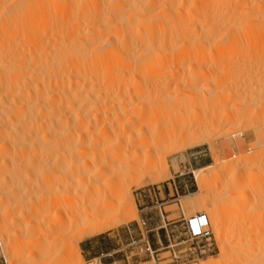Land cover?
I'll list each match as a JSON object with an SVG mask.
<instances>
[{"label":"bare ground","instance_id":"bare-ground-1","mask_svg":"<svg viewBox=\"0 0 264 264\" xmlns=\"http://www.w3.org/2000/svg\"><path fill=\"white\" fill-rule=\"evenodd\" d=\"M214 51L222 53L219 58L215 56L217 52L215 54ZM255 52L264 54V0H0V182L2 181L0 197L7 199H3L4 202L6 201L4 209L9 211L12 207L22 203L30 193L28 191L32 190L29 187L28 190L25 189L28 193L26 195L24 187H22L23 189L20 188L21 186L18 187L21 181H23L21 182L23 186L25 181H27L25 184L29 183L28 179H32L33 182L35 178L38 181L40 176L41 181L48 177L51 178L54 174L55 178L58 176L57 179L61 180L65 176L66 180H64L67 181V185L70 183L73 187L78 188L79 186V189L84 191V195L87 197H91L93 193L100 190V181L105 186L108 184L109 177L111 180L113 175L118 180L135 179L139 172L144 173L142 177H157L158 174L153 172L154 168L160 165L157 160L130 158L131 160L123 165L124 160H121V156L132 149L135 150L132 152L137 154L141 146L148 143L150 145V143H154L153 141L156 143L167 142L175 135V138H182L196 133V125L195 128H191L195 133L194 131L190 132L191 129L188 127V131L185 127L180 126H177V131L173 129L177 123L174 114H178L181 110L182 116L186 111L189 112L190 106L195 101L198 102L196 98L194 101L192 99L181 100L180 103L178 101L174 103V99L169 101L170 98L175 97L174 92H177V95H180L181 92V95L183 94L187 98L192 90L191 87H195L197 90L198 87H202L205 91L199 88L200 94L202 91L206 97L208 95H211L209 98L217 96L215 100L216 103H219L217 106L222 105L221 108L231 124L233 119L238 121L239 117H245L243 115L247 114L248 109L250 110L248 107L252 102L254 105L252 103L251 108L255 106L256 102L259 106L262 104L260 107L264 106V55L257 57L254 56ZM188 53L190 54L188 55L190 63L186 61V57L184 58ZM248 53H252V55L250 56ZM191 54L195 58L191 57ZM205 54L215 56L209 57L210 59H218L219 64L214 60L217 69H210L215 66L213 60V64L209 63L210 59L207 55V60L206 58L205 60L209 59L207 62L209 64H205ZM243 54H246V57L240 56ZM172 55L180 57L177 59L182 61H177L176 57L174 58ZM197 55H204L203 58L199 57L203 60L196 59ZM236 55L240 59L243 58V61L245 60L243 65L240 59L237 60L242 67L244 66V69L241 70L242 74L237 68L241 69L242 67L235 61ZM252 56L262 60L263 64L255 58L260 63L253 61ZM228 57L235 63L233 62V64L231 59L227 60ZM169 58L174 63L171 60L169 62ZM183 59H185L184 62H187L183 66L184 68L178 70L175 67L172 70V64L178 63L177 65L180 67L179 62L184 63ZM228 61L231 63L229 64ZM246 61L251 62L248 63L250 66L246 65ZM252 61L261 67L263 65V67L256 69L255 64L251 66ZM221 62H228L225 64L226 67L238 65L230 67L232 71L239 70L237 72L243 75L241 80L239 73H237L238 79L236 73L234 75L227 73L229 76L226 74L222 76L218 72L217 75L213 69L227 71ZM166 63L168 65L170 63L171 66L169 65V67ZM203 65H207L208 69L206 70ZM163 67L171 69L166 71ZM251 67L256 70L253 69L252 73H249ZM248 68L250 70H247ZM159 69L161 70L159 71ZM175 69L179 74L177 76ZM183 69L186 70V77L189 72V77L186 79L184 76L185 81L180 78L181 82L176 77L181 76L179 71L181 72ZM171 70L172 73L170 76L167 73L169 76L167 78L164 73ZM157 71L158 73L163 72H161L162 76L164 75L163 79L160 74L157 75ZM245 72L249 75L246 76ZM253 72L255 73L253 74ZM157 77L161 81L166 78V81L159 82L160 79L158 80ZM222 77H225L223 81ZM242 77H244L243 80ZM167 79L168 82L178 79L175 83L176 87L184 82L186 85L183 84V88L190 87L191 89L187 88V91H184L181 88L179 91L180 87H173L176 90L171 92L169 91L170 87L166 86L170 85ZM160 85L164 89L163 92L160 91ZM212 89L216 91L213 93ZM197 90L193 89L191 93L200 95ZM165 91L167 93L169 91V94L171 92L170 95L173 97L170 95L161 96ZM166 92L165 94H167ZM203 94L200 95L201 97L199 96V98L203 97V100L200 101L209 106L211 102L205 104L204 101L208 97L204 99ZM242 96L246 97V101H240ZM160 97L169 98L168 102L163 101L164 99ZM248 97L250 99L247 102ZM237 98L240 99L238 102L241 104V108H248L241 116H239L241 113L239 104L236 105ZM188 100L191 101H189L190 104L193 103L189 105ZM232 100L235 103H232ZM254 100L256 101L254 102ZM200 101L198 104L201 103ZM182 102H186L188 105H181ZM228 102L232 103V106ZM172 103L174 108H172ZM226 103L232 108H227ZM244 103H249L248 107L246 104L244 106ZM224 104L227 105L225 109H223ZM176 105L180 106L176 107ZM202 105L201 103L199 106L205 109L206 106ZM183 106L185 112L181 109ZM237 106L238 108H236ZM175 107L180 110L177 109L174 113ZM255 107L257 109H254ZM255 107L254 111H248V113L253 111L251 114L249 113V120L246 119L247 117L244 118L247 123L250 119L253 121L257 115H260L255 113L258 106ZM170 108L173 109V113H171L173 118L170 117L169 111L172 112ZM200 108L198 107L197 110ZM218 108L220 109V106ZM219 109L215 110L210 107L209 110L219 113L221 111ZM227 109H231L232 112ZM243 109L242 112L245 111ZM197 110L195 109V112ZM192 111L194 110H190V112ZM214 111H212L213 115L217 113ZM262 111L263 113H261ZM262 111L260 113L264 114V110ZM160 114L166 121H163ZM255 114H257L255 117L251 116ZM250 116L252 118H249ZM169 117L173 122L175 121V125H171L173 123ZM186 117L188 118V116ZM260 117L255 120L257 119L259 122ZM154 118L158 122L168 124L169 130L164 125L163 128L158 125L156 128V125H153L155 124ZM146 119H152L153 124ZM168 119L169 122L171 121L170 124ZM255 120L254 123H257ZM223 121L221 123L225 122ZM237 121L236 123L239 122ZM263 122L264 120L261 123L263 124ZM261 123L259 122L260 125H262ZM156 124L158 123L156 122ZM206 124L208 125V123ZM145 125L152 126L149 128L150 132L147 130L149 133L145 131ZM236 125L229 128L237 131L238 127L241 129L243 126L238 125L237 127ZM247 126L244 124V127L248 128ZM217 127H219L218 124ZM263 127L264 125H262ZM154 128L156 129L152 130ZM262 128L252 127V130H258V135L255 137L257 136L259 140L261 136L263 137L264 128L263 131L259 130ZM217 131L219 132V129ZM222 135L224 136V134ZM257 143L260 147L263 145L262 141ZM106 154L108 156H105ZM258 158V161H264V155ZM101 159L105 163L100 164ZM114 160L116 162L120 160L122 164L118 161V165H116ZM51 164L57 172L53 170V167L49 168ZM244 166L246 165L244 164ZM44 167L50 170L52 168L51 172L53 171V173L50 170L47 172ZM206 169H208L207 172H210L209 167ZM202 171L203 169H200L194 174L198 191L206 196L207 190ZM236 172L238 171L236 170ZM240 172H242L241 169L239 174ZM48 173L53 175H46ZM237 174L235 175L237 176ZM106 177L107 179H105ZM250 177L247 184H242L244 188L245 185L248 186V190L249 187L253 188V182L257 179L256 175ZM42 178L44 179L42 180ZM239 179L240 177L237 178V180ZM16 182L17 184L14 186L13 184ZM117 182L113 184L115 189L111 187L114 191H112L111 200L99 207L88 209L80 215L76 213L78 216H73V213L72 217H68L66 220L62 219L56 226V223L49 218V206L47 205L37 208L36 217H33L31 221L20 223L19 219L15 220V218L17 224L14 221L15 225L12 224V227L18 226L19 228H15L25 233L20 240L21 248L28 251V255L30 254L24 264H77L76 259H81L79 241L104 233L111 227L112 222L137 220L138 213L129 189L120 181ZM24 186L27 187V185ZM243 186L241 187L243 188ZM244 196L245 194L242 192L236 193L230 198L229 203L226 200L224 202L221 200L219 204L237 209L238 201L242 200ZM23 214L25 212H19L20 218ZM221 224V220L216 221V237L219 241L218 258L215 260L207 258L208 260H204V263L201 264H222L225 262L230 246L222 241ZM76 228L81 231V235L78 238L79 241L73 242L71 233ZM59 231L60 233H58ZM14 234V236L17 235L16 232ZM55 245L63 247L60 253H50L51 248ZM30 247L33 248L32 251ZM59 256L63 257L62 263L58 261ZM7 262L13 264L12 261L8 260Z\"/></svg>","mask_w":264,"mask_h":264},{"label":"rangeland","instance_id":"rangeland-1","mask_svg":"<svg viewBox=\"0 0 264 264\" xmlns=\"http://www.w3.org/2000/svg\"><path fill=\"white\" fill-rule=\"evenodd\" d=\"M214 52H215V54L217 52V54L215 55V56H218L217 58H219V55L222 54L219 51H214ZM248 54H250V56L252 55V53H248ZM255 54H257V55H255ZM255 54H254V56H257V57H262V55H264L262 53L258 54L257 52H255ZM188 55H190V54L188 53L185 56L184 55H182V56H184V58L186 57L187 58L186 61L190 63L191 61L188 60L189 59ZM206 55L207 54H205V56L204 55H202V56L197 55L198 58L196 57V59H201V58H199L200 56L202 58L204 56V60H205V58L207 60V56H208V58L209 57H211V58L215 57L213 55H211V56H209V55L206 56ZM245 55L246 54H243L240 56L244 57ZM226 56H227V54H226ZM231 56H234V55H231ZM237 56L238 55H236V57H235L236 58L235 61H237V60L239 61V59H240L239 56L238 57ZM254 56H252L253 59L255 58L258 61H260L257 57H254ZM172 57L175 58L176 56L172 55ZM177 57H176V59H177ZM191 57L195 58V56L193 54H191ZM248 57H249V55H248ZM179 58L180 57H178V59ZM231 58H229V59L224 58V59L230 60ZM249 58H251V57H249ZM263 58H264V56H263ZM178 59H177V61L181 60V59L180 60H178ZM209 59H208V61H206V60L204 61V62H206L205 64L212 63V60H213L215 67H211L210 69L216 68L215 61H217L218 59H210V62H209ZM244 59H246L247 61L249 60L247 58H244ZM255 59L253 61H257ZM170 60L171 59L169 58V62H170ZM191 60H193V59L191 58ZM201 60H203V59H201ZM184 61H185V59H183V62ZM230 61L232 63L233 62L235 63V61L233 59H231ZM238 61H237V64H239V66L242 67L240 65V63H238ZM263 61H264V59H263ZM171 62H172V60H171ZM187 62H184L185 64L179 62L180 67H179V65H177L178 63H176L174 65L172 64V66L169 63V65L171 66L172 70L175 67L179 70V69L184 68L183 66H185ZM207 62H209V63H207ZM228 62L222 63V64L225 65V64H228ZM231 62H229V64ZM240 62H242L241 64L243 65V62H245V60L243 61V58H241ZM260 62H258V63H260ZM172 63H174V61ZM248 63L249 62H247L246 65H249L251 62L249 64ZM217 64H219V62ZM254 64L256 66V69L263 67V65L261 67V65L257 64L256 62H253L251 66H253ZM175 65H177V66H175ZM201 65H202V63H201ZM187 66H186V68H188ZM230 66L228 65L226 67V65H225V67H226L225 70H227V71H223V70L217 71L216 70L217 68L213 69V70H215L217 75H218V72H220L219 75L222 74V76H224L223 74H226V76L227 75L229 76V74L233 73L232 75H234V73H236V78L238 79L237 76L239 75V77H240L239 79L241 80V76H243V75H240V73L241 74L243 73V71H241V70L244 69V66L240 69L239 67H237L238 65H236V67L241 71L240 73L237 72V70H238L237 68H236L237 70L234 68L236 71H232L231 67L233 68L234 66L233 65L231 67ZM204 67H206V70L208 69L207 65ZM217 67H218V65H217ZM171 68H169V69H171ZM227 68H230L231 70L230 69L228 70ZM164 69H162V70H164ZM167 69L168 68H166L165 70L167 71ZM250 69H251V72L249 71V73H252L253 69H255V68L251 67ZM250 69L248 68L247 70H250ZM160 70L161 69H159V71ZM172 70L170 72L164 73V75L167 76V73H169L168 75L170 76L172 73ZM184 71H185V73H184ZM261 71H262V69H261ZM161 72L158 73V71H157V75L160 74L162 76ZM173 73H175V72H173ZM179 73L182 76V77L181 76L176 77L179 80H180V78H182V79H184L183 81H185V78L187 79L189 77V72L187 73L188 77H186V70L185 69H183L181 72L179 71ZM209 73H210V70H209ZM216 73L213 72V74H215V76H217ZM227 73H229V74H227ZM237 73H239V74L237 75ZM254 73L255 72H253V74ZM177 74H178V71L176 73V76H177ZM244 74L245 75L247 74L246 76L249 75L246 72ZM164 75L162 76L161 79H163ZM232 75H230V76H232ZM169 76H167V78H169ZM174 76H175V74H174ZM184 76H185V78H183ZM210 76L214 77V76H212V74ZM158 77H157V79H158ZM225 77H222V79L221 78L220 79L223 81ZM244 77H242V80L244 79ZM170 78L172 79L173 77H170ZM234 78H235V76H234ZM161 79L159 80V82L161 81ZM171 79H169V80H171ZM178 79L177 80L173 79V81L171 80L172 82L169 81L170 85L172 83L171 86L169 84L166 85V86L170 87L169 91L174 92L177 87H180L179 91L181 88H182V90L184 89V91L185 90L187 91V88H190V87L186 88L185 86L184 87L186 89L183 88V84L186 85L184 82L182 83V85H180V86L178 85L176 87L175 83H177ZM230 79H231V77H230ZM162 81H166V78ZM180 81L182 82V80H180ZM167 82H168V79H167ZM181 82H180V84H181ZM162 83H164V82H162ZM200 84H202V83H200ZM163 85H165V84H163ZM173 85H175V86H173ZM163 87H165V86H163ZM173 87H176V88L174 89ZM191 88H192L191 92L193 91V89L197 90V88H195V87H191ZM199 88L202 91H205L204 89H202V87H198L199 91H200ZM161 90H162V92L164 91L162 86L160 88V91ZM166 90H168V88H166ZM198 90H197V92L200 94V92ZM208 90H209V88H208ZM213 90L214 89H212V92L214 93L216 90H214V91ZM169 91H168V93L165 91L167 94H165V92L162 95H161V93H159V94L161 96H163V95L168 96L171 94V92L169 94ZM177 91H178V89H177ZM202 91H201V94H203ZM191 92H190V95H188L189 98L188 97L186 98V96H183V94L181 95V92H180V95L178 94L179 96L177 95V92H174L175 97L170 95L173 98H170L169 101L174 99V103H175V101H178V103H180L181 100H187V99H190V100L192 99L194 101L196 98V100H198V102L201 99L203 100V97L199 98V96L201 94L198 95L196 93L197 95L196 94L194 95ZM195 92H193V93H195ZM184 94H185V92H184ZM209 94H211V92H209ZM209 96H211V95H208L207 96L208 98H207L204 95V99L205 98L210 99V100L206 99V101H204L205 104L207 102H208V104L210 102L213 104L215 103L214 104L215 106L213 104L211 105V103L209 104V106L211 105L210 107H212V109L215 108V110L219 109L218 106H220L219 110H221L222 113L219 110H218L219 113L217 111L212 110L214 112H217L215 114L216 116L213 115L212 111L209 110L210 107L207 105L209 107L208 108L206 105H204V103L201 102L202 100L200 102L203 104L202 105L203 107L206 106V107H204L205 109H203L201 106H199V105H201V103L198 104V102L196 103V101H195V103L192 102L195 105H193L192 103H191L192 104L191 105L190 104L191 101L188 100L187 101L188 104L191 105L189 110H188L189 112L184 111L185 110L184 106H183V108L180 107L182 109V111H184L186 113V114L182 113L183 114L182 116L180 113L181 110L179 108H176L180 105H176V107H175L176 109L174 110V113L176 112L177 109H179L180 111L179 110H178L179 112L177 111L179 115L174 114V117L176 116L175 118L177 119V121H176L177 123H176V126H174L175 128L173 127V129L174 130L176 129L175 131H177V128L180 126V127H185L186 131H188V128L189 129H191L192 127L195 128V125H196V128H195L196 133L193 129L195 134H192L191 136L186 135L187 137L183 136L182 138H178V137L175 138V136H176L175 135V136H172L171 139L167 142H164V141L161 142L160 141V142L156 143L155 141H153L154 143H152V144L150 143V145L148 143L145 146L143 145V147L141 146L139 148V150H138L139 152L137 154H134L135 152L134 153L132 152V151H135L133 149L131 151L130 150L126 151L121 156V160L122 161L124 160V162L117 160V162L120 161V163L122 162L123 165H126L133 158H139L141 160H144L147 158H153V159L157 160L158 163H160V165H157L153 170V172H155L156 175L158 174L157 177H155V176L153 178L152 177H150V178L149 177H142L144 175V173L139 172L138 176L135 179L130 180L127 178V180L124 179L125 180L124 181L122 179L118 180V178L114 177V175H113L111 180H110L111 177H109V181H108V184L110 183L109 185L105 184V186H103L104 184L102 185V181H100V190L98 192L93 193L91 195V197H87L84 195V191H81L79 189L80 188L79 186H78V188H76L75 186L73 187L72 185H70L69 182L68 183L70 186L67 185V181H65L66 180L65 176L63 178L61 176H59L63 180L57 179L58 176H57V178H55V176H54L55 174L54 175L51 174V173H53V171L51 172L52 168H51V170L49 169L50 167H53V164H51L52 166L50 165L49 168H47V169L45 168V167H47V165H45V167H44L47 172H49V170L51 172V173H48L46 175H49V174H51V176L53 175L52 177L50 176L51 178L48 177L49 178V179L47 178L48 180L47 179L45 180L44 178H42V180L44 179V181H41V176H40V178H38L40 180H38L36 178L38 181H36L35 178H34L33 182H32V179L31 180L28 179L29 183L25 184L27 182V181H25L23 186H22L21 182H23V181H21L20 184H18L19 186L16 185L18 187L21 186L20 187L21 189H23L22 187H24V190L27 189L28 187L30 189L32 188V190L28 191V192H30L29 194L25 190L26 195L27 194L28 195L24 198V201H23L24 204H22L23 203L22 202L19 205L12 207V209H10L9 211H6L4 209V204L6 201L4 202L3 201L4 198L1 199V197H0V264H9L7 262L8 260L12 261L13 264H24L27 262L28 256L30 257V254L28 255L29 252L26 250L24 251L21 248V243H20L21 241L20 240H21L22 236L25 235V233H23V231L20 229L18 230V228H19L18 226H14V228L18 227L17 229L16 228L14 229L12 227L13 225H15L14 224L15 220L19 219L18 221L20 223H24L26 221H31L33 219V217H36V209L41 207V206L47 205V206H49V211H48L49 212V218L56 223L55 224V226H56L57 224H59L61 222L62 219L66 220V219H68V217H72L71 215L73 213H74L73 216H76L77 215L76 213H78V215H80V214H82V212L88 211V209L90 210L92 208L99 207L103 203H105L106 201L111 200L112 191H113V189H115V188H113V184L117 181H118L117 183H119V181H120L121 183L126 185L127 188L129 189V191L131 193V197H132L134 204H135V207H136V211L138 213V217H137V220H133V221H118V222L115 221V222H112L111 227L108 230H106L104 233L89 238L90 240L93 241V249H95V250L101 249L102 250L101 254H107L113 250L123 249L124 246L131 241V238H133V239L140 238V231H139L138 226L140 224L141 218H150V217L154 218L153 222H155V224L147 225V229L148 230L149 229H156L157 231L149 232L147 234L148 238H149L150 242H155V241H158L160 239L162 246H166L169 244L170 240H173V239H176V237L179 238L180 236H182V234H181L182 231H181V228L179 226L180 223L167 225L168 223H171L173 220L177 221L182 217L189 218L190 216H193L196 213L204 212L209 218L210 225L212 228V232L214 235V237L212 239V245L209 249V252L206 255L199 257V258L188 259L185 261L182 260V262H180L179 264H201V263H204V260H206V261L208 259H214L215 260L218 258L219 241L216 237V221L217 220H221V222H222V224L220 226V228H221L220 232L223 235L222 241L228 243L230 246V250L227 253V257L225 259V262H223L222 264H251V262H252V264H254V263L255 264L256 263L257 264H264V161H258L259 160L258 157H260L261 155H264V147H263V145H264L263 128L264 127L262 128V125H264V122H263V124L261 123L264 120V117H263L264 114H261V113H263L262 110H264V106L260 107L262 104L259 106V104H256L258 102H256L255 106L256 105L258 106V110L255 113H259L260 115L259 116L257 114L251 115L252 117H255L257 115L255 117L257 119H258V117L261 116L262 118L261 117L259 118L260 119L259 122L262 125H260L258 120L256 119L257 120L256 121L255 118H254V120L257 123H254V120L251 121V119H250L249 123H251V124H249V123H247V120H249L248 119L249 113L251 114L254 111L253 108L255 106L253 108H251L254 105V103L252 102L253 105H251L252 103L251 104L244 103V106L246 104L247 107L249 104L248 108H250V110H253V111L248 113V111H250V110L248 108L244 107L245 111L242 112L243 107L242 108L240 107L241 104L238 101L240 99H241L240 101H246V97H244L245 100H244L243 96H242V98L240 97V99L237 98L238 100L235 99L236 103H237L236 105L239 104V107H240L239 109H241L240 111L242 113V114L240 113L239 116L243 115L247 111V109H248V111H247L248 115L246 113L243 115V116L247 117L246 118L247 120L244 119L245 117L243 118L241 116L238 118L239 122L237 121V119H235L238 123H236V121L233 119L232 124H231L230 120H228L227 116H225V112H223V110L221 108L222 105L217 106V104H219V103H216L217 101H215L217 99V96H213L211 98H209ZM160 98H163V97H160ZM213 98H215V99L213 100ZM168 99L166 97V99H164L163 101L168 102ZM248 99H250V98L249 97L247 98V102L249 101ZM255 101L256 100H254V102ZM231 102L233 103L234 100H232ZM163 104H162V106H163ZM176 104H177V102H176ZM186 104H187L186 102L181 103V105H185V106H186ZM229 104H227V105L229 106ZM227 105H225V107H223V109H225ZM250 105H251V107H250ZM172 106H173V103H172ZM228 106H227V108H230L232 105L229 107ZM198 107L199 108L201 107L202 109L200 108L201 110L200 109L197 110ZM172 108H174V106ZM172 108H170V109H172ZM206 108H208V109L206 110ZM233 108H234V110H236L235 107H233ZM236 108H238V106ZM195 109L197 110L196 112H195ZM254 109H257V107H255ZM190 110H194V111L190 112ZM229 110H231V109H229ZM164 111H166V110H164ZM198 111H200V112H198ZM202 111H204L205 113L204 112L202 113ZM231 112H232V110H231ZM162 113H163V111H162ZM169 113L171 115L170 117L173 118L172 114H171V113H173V109H172V112L169 111ZM193 114L195 115V117ZM167 115H169V114H167ZM177 115H178V117H177ZM186 116H188V118ZM251 116L249 118H252ZM164 117H165V112H164ZM164 117H163L164 120L163 119H161V120L166 121ZM170 117H169V119L171 120ZM203 117L204 118L207 117V118L204 119ZM178 118H179V120H178ZM157 119L160 120L158 117H157ZM169 119H168V122H169ZM149 120H147V121H149ZM153 120L155 122L152 121V119H151L149 121V123L153 124V122H154L155 124H153V125H156L155 126L156 128L158 126H160L161 128L166 126V128H168L167 127L168 124H165L164 122L162 123L160 121L158 122L156 120V118H154ZM223 120L226 122V124ZM241 120H242V123H241ZM147 121H145V122L147 123ZM179 121H180V123H179ZM222 121L224 123H221ZM245 121H246V123H245ZM156 122L158 124H156ZM168 122H166V123H168ZM170 122H169V124H170ZM174 122L172 121L171 123H173V124H171V125H175ZM243 122H244L245 126L256 124L255 126H252V127L253 128L261 127L262 129H259V130L263 131V137L261 136V138L259 140L257 136L255 137V135H258L257 134L258 130L257 131H255V129L252 130L251 126L250 127L247 126L248 128L244 127ZM146 123H144V124H146ZM149 123H147V124H149ZM206 123H208V125ZM217 124L219 125V127H217ZM234 124H237L236 125L237 127H238V125L239 126L243 125L242 128L243 129L246 128V129L243 130L241 128L242 131H240L241 129L238 127L237 131L236 130L233 131V130H231L232 128L230 129L229 127H231ZM150 125H149V127H147L148 125L147 126L145 125L146 130L145 129L144 130L146 132H147V130L151 131V129H149V128L150 127L152 128V126H150ZM202 125H204V126H202ZM160 127H159V129L162 130ZM156 128H154L152 130H155ZM179 129H181V128H179ZM215 129H216V131H213ZM218 129H219V132L217 131ZM157 130H156V132L158 133L159 130L158 131ZM168 130H169V128H168ZM171 130H172V128H171ZM193 131L191 129L190 132H193ZM149 132H147V133H149ZM178 132H179V130H178ZM220 132L222 134H224V136ZM216 134H217V136H215ZM220 134H221V136H220ZM255 138H257V139H255ZM255 140L257 142L262 141L263 145L260 147L257 142L255 143ZM105 156H108V155L106 154ZM100 161H101V162H99L100 164L102 162L105 163L104 161H102V159ZM115 162H114V164L117 163V162L116 163ZM110 163H112V162H110ZM244 164L246 166H244ZM116 165H118V163ZM240 166L241 167L244 166V167L239 168ZM208 167L210 169V172H207L208 169H206V168H208ZM54 168L55 167H53V170L55 171L56 168L55 169ZM122 169H123V167H122ZM200 169H203L201 174H203V176L205 178V186H206V190H207L206 196L198 191V186L196 183V178H195L194 172L199 171ZM240 169L242 170V172H240V174H239ZM236 170L238 172H236ZM43 171H44V169H43ZM47 172H45V173H47ZM55 172H57V171H55ZM120 174H121V172H120ZM235 174H237V176ZM254 175L257 176V179L253 182V188L249 187V190H248V186H246L244 184L245 188H246L245 189L242 184L243 183L247 184V181L249 182V179L251 178L250 176L254 177ZM44 177H47V176L44 175ZM239 177H240L241 181H240V179L237 180V178H239ZM156 178H157V180H156ZM105 179H107V177ZM113 180H115V182H113ZM121 180L124 182H122ZM0 183H2V181ZM18 183H19V181H18ZM111 183H112V185H111ZM6 184L8 185V182ZM15 184H17V182L14 183L13 185L15 186ZM24 185H27V187H25ZM241 186H243V188ZM258 188L259 189L263 188V189L260 191ZM22 192H23V190H22ZM158 192H159V194H157ZM241 192L244 193L245 196L242 197V200L240 199L238 201L239 206L237 205L238 206V207H236L237 209H233V208L226 206L224 204L223 205L219 204L221 202V200H223L222 202H224V200H226L227 203H229L228 201L230 200V198L233 195H235L236 193H241ZM143 195H145L146 197L143 198ZM89 198H90V200H89ZM226 201H225V203H226ZM215 206H216L217 210L215 209ZM19 212L20 213L25 212V214H23V216L20 218ZM55 212H57V213L59 212V213L56 214ZM150 222H152V221H149V223ZM15 223H16V221H15ZM127 228H128V230H127ZM14 232L17 233L16 236H14L15 235ZM157 232H158V235L156 234ZM58 233H60V231ZM80 233H81V231L77 228H76V230L75 229L73 230V232L71 233V237L74 240L73 242H76L78 240V238L81 235ZM151 235H154V236H151ZM81 242L82 241H79V245ZM158 247H159V245H157V248ZM30 248H31L30 250L32 251L33 248L32 247H30ZM62 249H63V247L61 245H55L51 248L50 253H60ZM28 250H29V248H28ZM125 251H126L127 255H130L129 251H131L132 256H134L133 254H135L137 252L136 249L132 250V248L126 249ZM167 251H168L167 249H162L160 252H158V254H160L159 259H155V262L152 261L149 257L142 256V255H139L138 258H129L128 260H126L124 258L123 253H116L112 256L104 257L102 259V263H111V262L115 261V264H177L175 262L172 263L171 258H170V253H168ZM58 261H59V263L60 262L62 263L63 257L59 256ZM76 262H77V264H85V259L82 256V254H81V259H76Z\"/></svg>","mask_w":264,"mask_h":264},{"label":"built area","instance_id":"built-area-1","mask_svg":"<svg viewBox=\"0 0 264 264\" xmlns=\"http://www.w3.org/2000/svg\"><path fill=\"white\" fill-rule=\"evenodd\" d=\"M149 191V190H148ZM180 223L179 226L182 231V236L176 239L170 240L169 244L154 249L148 238V233L150 230L147 229V221L141 218L139 224L140 238L133 239L127 243L123 249L113 250L107 254H100L98 257L85 260V264H102V259L104 257L112 256L116 253H123L124 258L128 260L129 258H138L139 255L147 256L152 261L159 259L158 252L162 249H167L170 253V258L172 263L175 262L179 264L182 260L199 258L206 255L212 245V239L214 237L210 221L208 216L204 212L196 213L189 218H180L177 221H172L171 224ZM128 230V228H127ZM136 249L137 252L131 255H127L126 249Z\"/></svg>","mask_w":264,"mask_h":264},{"label":"crops","instance_id":"crops-1","mask_svg":"<svg viewBox=\"0 0 264 264\" xmlns=\"http://www.w3.org/2000/svg\"><path fill=\"white\" fill-rule=\"evenodd\" d=\"M157 194H159V192ZM145 197L146 196L143 195V198H145ZM144 219L147 221V225L155 224V222H153V220H154L153 217L144 218ZM149 221H152V222L149 223ZM170 224L171 223H168L167 225H170ZM149 230H150V232L157 231L156 229H149ZM156 234L158 235V232ZM151 236H154V235H151ZM158 243L161 244L160 239L158 241L151 242V245L153 246L154 249H156L157 245H159ZM79 247H80L81 254H82V256L84 257L85 260L98 257L101 254V252H102L101 249H98V250L93 249V241L90 240V239H86V240L82 241L80 243ZM102 264H115V261L111 262V263H102Z\"/></svg>","mask_w":264,"mask_h":264}]
</instances>
